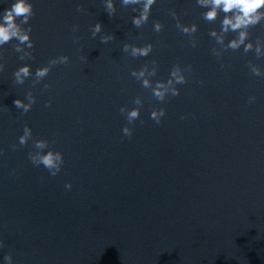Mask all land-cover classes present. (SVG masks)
Segmentation results:
<instances>
[{
    "label": "water",
    "instance_id": "95a60500",
    "mask_svg": "<svg viewBox=\"0 0 264 264\" xmlns=\"http://www.w3.org/2000/svg\"><path fill=\"white\" fill-rule=\"evenodd\" d=\"M111 2L27 0L32 47L0 45V264H264V18L225 31L210 0H155L137 27L144 0Z\"/></svg>",
    "mask_w": 264,
    "mask_h": 264
},
{
    "label": "clouds",
    "instance_id": "9594fccd",
    "mask_svg": "<svg viewBox=\"0 0 264 264\" xmlns=\"http://www.w3.org/2000/svg\"><path fill=\"white\" fill-rule=\"evenodd\" d=\"M140 0H123L124 4H135L139 3ZM155 2V0H144V10L140 17L133 20V23L139 27L143 21H146L148 18V12L151 5ZM211 10L205 14V18L208 20H213L216 17V13L218 9H222L225 13H233V16H226L223 21L224 30L227 31L230 27L233 31L241 28H247L249 25L256 24L259 22L261 18H264V13L260 12L259 10L264 7V0H210ZM107 8L109 10V14L111 15L114 11L113 5L111 0H108ZM32 5L27 3V0H14L11 7L5 9L2 22H0V45H4L8 43L12 39H17L21 44L27 43L28 47H32V43L30 41L29 32L23 31L19 24H17V18H23L22 22L27 23L29 18L32 15ZM77 11H80V6H77ZM157 31L160 29V25L157 24ZM101 29V25L98 23L95 25L93 30V35L98 33ZM193 30H195L193 28ZM30 31V30H29ZM187 31V29H185ZM214 34V33H213ZM246 33L241 32L240 40L233 41L231 43V47L235 48L238 47L239 43H243L245 39ZM108 38H103L102 42H106ZM248 47H251L249 45ZM20 51L19 48L16 49ZM125 50H127V46H125ZM151 50V45L143 49H133V55H147L148 52ZM67 57H61V62L66 63ZM50 63H56L55 60L50 61ZM2 69V66H0ZM49 69L47 67L40 68L36 72L37 78H42L48 74ZM173 76L176 77L177 82L182 83L183 77L179 76L177 72L172 73ZM30 75L29 66L20 67L15 73L16 82L19 84L24 83V79ZM135 75V73H133ZM143 76V72L139 74ZM171 83V81H169ZM144 86L148 87L149 82L147 80L144 81ZM164 86L162 84H158L157 88L154 90V95L159 98L163 99L164 92L161 91ZM177 92L173 90V95H176ZM30 103L24 104L21 100L17 99L14 101L15 107L23 109L24 113H27L32 104L35 103V98L29 96ZM138 102V101H137ZM51 102L46 104L50 106ZM121 112L124 109H120ZM164 110L161 109L159 113L153 112L152 119L155 120L157 123L160 122V117L163 116ZM139 116L138 110H133L128 114L129 122L135 120ZM123 133L129 137L132 135V130L128 127L123 128ZM25 135L20 138V143L24 144L28 136L31 135V130L29 128L24 129ZM36 147L44 148L46 144L43 141H37ZM33 162L36 164H42L45 168L50 170L51 175L55 176L61 169V165L63 164V157L59 152H48L45 155H41L38 158L33 157ZM66 187L70 188L71 185L68 184ZM8 259V257H6Z\"/></svg>",
    "mask_w": 264,
    "mask_h": 264
}]
</instances>
